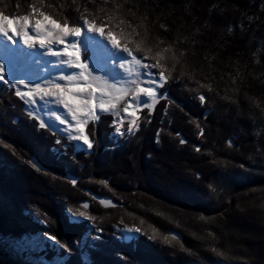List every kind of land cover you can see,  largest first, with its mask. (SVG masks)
Wrapping results in <instances>:
<instances>
[{"label": "trees", "instance_id": "16d2710c", "mask_svg": "<svg viewBox=\"0 0 264 264\" xmlns=\"http://www.w3.org/2000/svg\"><path fill=\"white\" fill-rule=\"evenodd\" d=\"M34 2L0 0V11L25 15ZM45 4L53 7L43 11L61 22L68 17L70 24L79 22L77 5L98 20H124L112 29L118 42L135 51L144 40L152 48L147 56L159 50L168 58L163 62L172 80L161 91L170 100L161 99L150 123L120 139L112 136L114 117L100 114L88 125L96 143L86 155L64 149L69 142L59 132L38 128L14 90L0 82V264H24L13 256L14 242L27 248L41 234L66 247L29 246L40 264H264V0ZM133 29L139 35L129 36ZM200 93L207 98L204 105L195 98ZM148 111L139 113L142 120ZM29 161L46 171H36ZM100 199L118 206L106 207ZM78 211L96 216V227L104 230L96 248L86 249L88 257L76 241L90 231V222H69V214ZM120 221L148 235L155 231L157 240L141 235L122 242ZM175 231L181 240L171 237Z\"/></svg>", "mask_w": 264, "mask_h": 264}, {"label": "snow or ice", "instance_id": "6c2138e0", "mask_svg": "<svg viewBox=\"0 0 264 264\" xmlns=\"http://www.w3.org/2000/svg\"><path fill=\"white\" fill-rule=\"evenodd\" d=\"M71 2L77 4V0ZM108 2L109 0H104V3ZM44 7L53 5L45 4V0H35L31 5L30 14L10 16L0 11V82L8 89L14 90V95L25 104L28 117L38 120V128L60 131L69 142L63 146L64 149L72 146L75 152L83 151L86 155H91L96 141L88 125L98 121L100 113H108L114 117L113 135L117 138L134 135L140 130L142 122L150 123L152 111L160 100H170L168 94L161 91L172 80L163 62L168 58L162 56L159 50L154 56H147L152 48L147 47L144 40L137 44L135 51L118 42L117 34L112 29L124 25V20L114 24V17L111 15H108L107 19L98 20L96 14L89 13L87 7L81 12L80 6L77 5L76 11L80 13L82 23L70 24L68 17L61 22L43 11ZM119 7L116 5L117 11ZM119 35H124L123 28L120 29ZM128 35L139 33L133 29ZM93 41L96 42L94 46ZM142 44L144 47L140 46ZM93 47L96 48L95 51ZM168 51L169 49L163 50L165 53ZM98 57L103 59V63L99 62ZM171 59L176 61L175 55ZM28 60L39 68V79L26 80L17 75L22 62ZM201 87L205 85L201 84ZM208 87L211 91L210 86ZM195 98L201 105L207 102L204 93ZM144 109L149 111L142 120L139 113ZM40 112H43L44 116H41ZM51 120L58 122L59 126H64L63 129L54 128L48 123ZM196 127L199 130L198 135L203 137L205 129L198 123ZM161 131H157V143L160 142ZM55 143L61 144L60 139ZM180 143L184 144L185 140L181 139ZM53 151L57 149L54 148ZM195 151L200 152V147L197 146ZM64 154H67L66 151ZM29 163L38 172L46 171L35 161ZM199 176L198 173L197 178ZM70 183L75 187L77 180L73 178ZM209 188L216 190L211 184ZM99 202L106 207L118 206L110 199H100ZM89 207V202L82 203L83 209L87 210ZM200 218L205 219L203 216ZM96 219V216L87 211H78L75 216L69 214L70 223H82L85 220L90 222V231L76 241L78 245L95 249V241L103 240L104 230L96 227ZM120 223L123 225V221ZM118 231V238L125 243L135 242L141 235L153 242L157 240L155 231L148 235L136 226L124 225ZM41 235L44 238L42 247H66L61 245L55 236ZM37 239L39 237H33V247ZM90 239L93 241L91 244L88 243ZM163 240L166 244H171L168 236H164ZM14 243L19 246L18 242ZM85 264H89V261L85 260Z\"/></svg>", "mask_w": 264, "mask_h": 264}, {"label": "rangeland", "instance_id": "374dc122", "mask_svg": "<svg viewBox=\"0 0 264 264\" xmlns=\"http://www.w3.org/2000/svg\"><path fill=\"white\" fill-rule=\"evenodd\" d=\"M30 13H31V9L28 12V14H30ZM79 22L82 23L80 18H79ZM106 31H107V29H106ZM95 43H96L95 41L92 42L93 46L95 45ZM61 47H63V46L61 45ZM93 50L95 51L96 48L93 47ZM41 51H43V50H41ZM52 59H54V58H52ZM98 60H99L100 63H103V59L102 58L98 57ZM17 75H20V76L24 77L26 80H28V79H39V77L41 75V72H40L39 68L37 67V65L35 63H33L31 60H28V61L22 62V65L20 66V68H19V70L17 72ZM100 114H102V113H100ZM40 115L44 116V113L40 112ZM44 118L47 119L46 116ZM48 123L52 124L54 128L58 127L59 129H63V127H64V126H59L58 122H56L54 120L48 121ZM112 126H113V123H112ZM57 132H59L61 134L60 131H57ZM112 136L115 138V136L113 134H112ZM119 226H120V228H122L124 225L119 224ZM132 226H133L132 224L129 225V227H132ZM118 229L119 228H117V231H118ZM176 233H179L182 236V234L180 232L175 231V232H171L170 233L171 237L173 238V234H176ZM182 238H183V236H182ZM174 239L181 240V239H177V238H174ZM90 241H91V239L88 241V243H90ZM43 243H44V238L42 240L41 239H37L36 242H35V247H33L32 241L29 243V246H30V249H34L35 248V250L38 251L39 248H42ZM29 246L27 248H25L24 245H22V246L21 245H19V246L14 245L13 248H11L13 256H16L17 258H21L22 257L24 264H40V263L34 262L36 259H34L35 256H33V254L28 250ZM82 252H83V255H85V252L84 251H82ZM23 254H25V256ZM85 256H87V255H85ZM57 264H59V262Z\"/></svg>", "mask_w": 264, "mask_h": 264}, {"label": "water", "instance_id": "95a60500", "mask_svg": "<svg viewBox=\"0 0 264 264\" xmlns=\"http://www.w3.org/2000/svg\"><path fill=\"white\" fill-rule=\"evenodd\" d=\"M175 236V238H177V239H181L182 238V236L179 234V233H176V234H173V237Z\"/></svg>", "mask_w": 264, "mask_h": 264}]
</instances>
